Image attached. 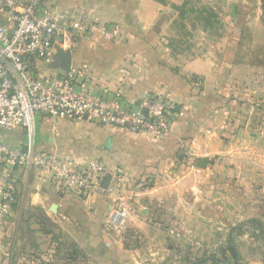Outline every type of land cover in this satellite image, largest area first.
<instances>
[{
  "label": "crops",
  "instance_id": "crops-1",
  "mask_svg": "<svg viewBox=\"0 0 264 264\" xmlns=\"http://www.w3.org/2000/svg\"><path fill=\"white\" fill-rule=\"evenodd\" d=\"M46 6L53 14L115 26V39L94 33L77 40L70 50L71 68L83 74L92 91L129 101L143 94L170 98L174 123L163 140L154 141L66 119L52 125L39 116L36 149L82 167L98 161L108 172L122 171L130 180L125 196L131 213L122 236H106L112 202L104 195H60L47 174L19 172L16 203L0 224V264H38L29 255L50 235L56 253L73 250L104 262L114 253L138 251L128 244L135 237L147 239L153 230L161 232L163 220L172 229L192 214L204 220L207 209L215 219L223 218L222 200L243 203L246 219L264 218L259 211L264 209L263 184L254 195L253 183L261 176L254 177L257 153L247 142V102L235 94L243 45L264 46V0H48ZM4 17L0 12V22ZM177 28L182 30L177 33ZM37 67L45 75L64 74L42 62ZM24 140L21 129L0 131L7 145ZM238 218L234 212L233 219ZM242 259L264 264L259 258Z\"/></svg>",
  "mask_w": 264,
  "mask_h": 264
},
{
  "label": "built area",
  "instance_id": "built-area-1",
  "mask_svg": "<svg viewBox=\"0 0 264 264\" xmlns=\"http://www.w3.org/2000/svg\"><path fill=\"white\" fill-rule=\"evenodd\" d=\"M47 1L0 0L5 15L0 22V131L18 128L25 136L19 146L0 141V224L16 203L17 174L36 170L48 175L60 195L85 199L104 195L112 202L106 236H121L131 213L125 196L129 178L120 170L106 171L98 161L82 167L68 157L37 150L35 117L46 116L52 125L66 119L124 129L161 141L172 130L174 104L170 98L151 94L129 101L92 91L83 74L72 68L64 74H43L37 62L52 66L57 48L72 50L77 40L94 33L109 40L118 36L115 26L85 16L53 14Z\"/></svg>",
  "mask_w": 264,
  "mask_h": 264
},
{
  "label": "rangeland",
  "instance_id": "rangeland-1",
  "mask_svg": "<svg viewBox=\"0 0 264 264\" xmlns=\"http://www.w3.org/2000/svg\"><path fill=\"white\" fill-rule=\"evenodd\" d=\"M181 30L177 28L175 31L178 33ZM195 35H199L198 31ZM241 52L237 59L235 94L238 99L247 102L244 107L249 123L247 139L250 141L247 142L257 153L253 164L254 177L257 179L261 176L260 180L264 182V46L243 45ZM37 119L38 116L35 117V124ZM261 182L253 183L255 196L259 193L257 188L260 189L262 184L264 185ZM260 197L264 201V192ZM255 198L259 200V197ZM232 201L235 205L229 204L227 200L223 203L222 200L223 218L219 220L215 219L217 217L208 209L205 211L207 217L204 220H196L192 214L178 219L172 229L166 227L168 221L163 220L158 223L159 228L163 229L161 232L153 230L147 239L135 237V241L128 244L138 251L114 253L104 262L92 261L87 259L85 254L73 250L66 252L64 249L63 253H56L57 242L55 244L53 241V235L47 240L43 237L40 250L29 256L37 260L38 264H196L199 259H203L201 264H234L227 251L229 247L234 246L239 257L238 264H245L242 255L264 261V218L246 219L243 203ZM209 206L211 205H206ZM259 211L264 215V209ZM229 212L232 213V218L227 221L226 215H229ZM234 212L235 215L240 214L241 218L234 220ZM249 220L256 221L251 223ZM62 244L65 247L69 245L67 241ZM26 246L28 248V244Z\"/></svg>",
  "mask_w": 264,
  "mask_h": 264
},
{
  "label": "water",
  "instance_id": "water-1",
  "mask_svg": "<svg viewBox=\"0 0 264 264\" xmlns=\"http://www.w3.org/2000/svg\"><path fill=\"white\" fill-rule=\"evenodd\" d=\"M72 65V54L70 50L56 49L55 62L53 67L62 70L64 73H68Z\"/></svg>",
  "mask_w": 264,
  "mask_h": 264
},
{
  "label": "trees",
  "instance_id": "trees-1",
  "mask_svg": "<svg viewBox=\"0 0 264 264\" xmlns=\"http://www.w3.org/2000/svg\"><path fill=\"white\" fill-rule=\"evenodd\" d=\"M154 1H156V2H158L160 4H163L165 0H154ZM249 221H251V223H254V221H256V220H249ZM227 251H228L231 259L233 260L234 264H238V262H239L238 258L239 257H238V254H237L236 250L234 249V246L229 247L227 249ZM201 263H203V259H199L196 264H201Z\"/></svg>",
  "mask_w": 264,
  "mask_h": 264
}]
</instances>
